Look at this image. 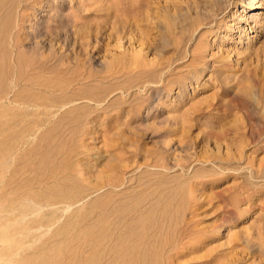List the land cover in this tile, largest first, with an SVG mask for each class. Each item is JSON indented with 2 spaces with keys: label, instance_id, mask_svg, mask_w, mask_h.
I'll return each mask as SVG.
<instances>
[{
  "label": "rangeland",
  "instance_id": "374dc122",
  "mask_svg": "<svg viewBox=\"0 0 264 264\" xmlns=\"http://www.w3.org/2000/svg\"><path fill=\"white\" fill-rule=\"evenodd\" d=\"M39 1L31 42L63 55L75 96L100 98L56 108L48 123L85 113L77 141L90 181L118 173L123 195L187 187L167 264H264V0Z\"/></svg>",
  "mask_w": 264,
  "mask_h": 264
},
{
  "label": "bare ground",
  "instance_id": "6f19581e",
  "mask_svg": "<svg viewBox=\"0 0 264 264\" xmlns=\"http://www.w3.org/2000/svg\"><path fill=\"white\" fill-rule=\"evenodd\" d=\"M34 3L0 0V240L10 264H167L177 248L187 187L123 195L118 173L100 171L90 181L77 141L85 113L71 108L48 123L56 108L100 98L75 96L63 55L53 49L45 56L33 45L35 35L27 31ZM208 3L200 9L206 19L216 12ZM177 195L181 203L175 204Z\"/></svg>",
  "mask_w": 264,
  "mask_h": 264
}]
</instances>
